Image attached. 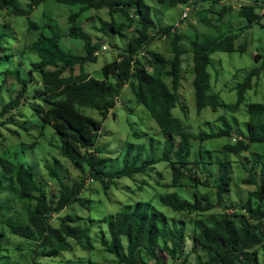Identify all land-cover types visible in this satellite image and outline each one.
Returning <instances> with one entry per match:
<instances>
[{
    "label": "trees",
    "instance_id": "16d2710c",
    "mask_svg": "<svg viewBox=\"0 0 264 264\" xmlns=\"http://www.w3.org/2000/svg\"><path fill=\"white\" fill-rule=\"evenodd\" d=\"M18 1L0 0V10L7 9L9 15L28 17L30 28L40 29L41 25L32 20V15L48 0H27L26 7ZM53 1L80 6L79 11L70 16L69 36L84 43V52L77 55L66 51L59 36L40 34L30 46V51L39 57V60L29 63V57L24 55L27 52L17 55L8 46V42L13 38L12 30H1L0 70L5 65L9 67L4 84L14 76L20 90L0 111V141L5 136L4 126L15 121L13 112L26 104L25 100L28 102L31 85H38L34 78L38 73L43 89L36 97L44 98L47 107L34 105V108L44 128L51 126L62 136L64 156L83 173V165L86 164L93 180L103 182L105 192L112 189L116 180L146 174L153 165L160 162H168L172 168L174 179L171 187L186 190L190 189L192 184H202L198 175L200 170H203L209 178V163L203 148L196 146L198 140L204 142L232 136L233 130L227 124L223 130L214 133L201 132L197 135L176 117L175 110L179 106L185 116L189 114L188 106L181 101L183 57L187 53L193 55V85L199 115L209 107L215 112L220 107L234 111L241 109L247 103L248 93L254 90L256 79L259 81L264 75V54L257 55V66L247 75L244 82L236 86L238 99L233 104H227L219 95L211 93L213 85L209 69L213 64V55L217 52H246L248 43L238 45L237 41L255 25L262 23L264 15L258 10L264 7L260 6L264 0H237L242 2L238 17L246 20L247 24L234 31L228 28L225 32L223 26L234 20L233 0H225L221 11L216 7L222 0H205L211 2L208 12L215 13L217 17L207 21L210 24V32L196 33L194 38H189L192 39L191 49L183 46L182 42L187 37L178 32L175 25H166L154 17V6L150 4L152 1L164 9H172L187 4L190 0ZM104 9L109 10L111 17V22L103 29L105 33L111 36L113 33L123 40L129 36L130 44L128 48H121L119 58L105 65V77L97 79L87 71V66L99 59L96 53L102 46L85 30L82 21L90 11ZM6 26L10 27L8 24ZM49 28L54 31V26L49 25ZM169 37L172 45L171 57L150 51V46L155 41ZM22 50L24 51L23 46ZM25 63L28 64L29 72L23 68ZM126 85L136 93L137 102L144 105L157 121L166 137V151L162 158L148 159L142 164L139 160L132 165L128 157L123 169L108 171L107 159L98 156V141L104 121L117 108V99L121 97ZM2 96L5 94L2 93ZM83 107L96 108L104 120L85 115L80 109ZM248 111L251 141L261 146L251 159L252 168L249 170L243 164L249 173L245 183L256 186V189L250 192V197L240 203L227 205V195L234 190L233 162L230 157L211 162L210 165L218 171V206L223 207L224 211L218 216H213L211 212L217 205L211 199L196 194V199L192 200L181 196L182 194L173 193L161 197L162 202L175 212L173 216L139 202L134 209L122 210L111 218H104L103 226L110 235L108 252L116 257L118 264H165L164 254H168L173 260L189 264L190 255L185 254V248L191 239L188 226L192 224L195 227L192 229L194 250L200 247L207 257V261L205 258L201 264H252L258 260L256 256L264 250V103H250ZM8 115L11 116L10 122L3 120ZM114 116L116 117L115 114ZM32 147H35V144L30 148ZM250 149L251 145L244 141L226 146V151L234 155L243 154ZM193 153L199 154V158L192 160ZM58 164L57 160L56 166L48 165L53 178L58 179L59 184V194L54 196L43 186L36 167L16 164L0 155V189L6 180L17 183L18 199L29 204L26 222L11 221L8 225L15 236L36 245L37 260L42 256L52 259L61 257L65 253H72L76 246L94 250L93 229L79 225L75 215H62L81 202V196L87 189L88 178L83 176L80 181L71 185L62 177ZM189 165L196 166L198 175L193 174ZM9 192L14 191L11 189ZM2 209L0 207V215ZM177 214L183 215V218H176ZM194 215L196 218H191L190 221L185 219ZM3 252L4 249L0 246V257ZM42 263L38 260L37 264ZM79 264H84V261ZM89 264L102 263L90 260Z\"/></svg>",
    "mask_w": 264,
    "mask_h": 264
},
{
    "label": "rangeland",
    "instance_id": "374dc122",
    "mask_svg": "<svg viewBox=\"0 0 264 264\" xmlns=\"http://www.w3.org/2000/svg\"><path fill=\"white\" fill-rule=\"evenodd\" d=\"M23 7L28 4L27 0H19ZM154 6V17L166 25H175L177 31L184 34L187 39L183 40V46L191 49L190 41L196 33L210 32V24L207 22L211 18L217 16L213 12H208L211 7L210 1H201L200 5L190 13L188 19L183 18L184 6L172 9H164L160 4L150 1ZM242 2L233 0L234 11L232 23L223 26L225 32L228 28L233 31L246 26L247 21L238 17L240 5ZM225 5L222 0L218 8L221 11ZM264 5V3L260 4ZM80 6H69L57 1L48 0L39 6L32 20L41 25L40 29H31L28 17L9 15L7 9L0 10V32L1 30H12L13 38L8 42L15 54L29 57V63L32 60L37 61L39 57L30 51V46L39 37L40 34L57 35L60 37L62 47L69 52L81 55L84 52V43L69 36L70 16L73 12L79 11ZM156 19V20H157ZM157 20V21H158ZM184 20V21H183ZM213 20V19H212ZM183 21V22H182ZM111 22L108 9L101 11L92 10L87 13L82 21L85 30L93 36L94 41L100 44L102 48L108 46L109 50L102 51L96 62L87 66V71L97 79H103L104 67L108 63L114 62L120 57V50L123 47L128 48L130 38L124 39L112 33L107 35L104 28L107 23ZM10 25L7 27L6 25ZM54 26V31L49 28ZM6 26V27H5ZM2 28V29H1ZM132 32L129 33L131 35ZM112 41L114 43H112ZM248 43L245 53L235 52H217L213 55V64L210 66L212 74V94L220 96L223 102L227 104L236 103L238 92L236 86L245 81L247 75L257 66L256 57L258 54H264V19L261 24L255 25L251 30L247 31L238 41V45ZM114 45V46H113ZM22 46L24 51L22 50ZM171 39L165 38L157 40L150 46L151 52H158L172 56ZM24 56V57H25ZM16 62V61H15ZM18 62V61H17ZM16 62V63H17ZM183 79L181 82V101L188 106V115H184L179 106L175 110L176 117L194 134L214 133L223 130L230 125L233 130L232 136H223L208 141L198 140L197 148H203L209 163V178L203 170L199 175L196 166L189 165L194 175L200 177V185L192 184L190 189L183 190L181 188L171 187L173 184V171L168 162H160L153 165L146 174H140L134 177H125L116 180L112 189L108 192L104 191L103 182L93 180L91 172L86 164L83 165L85 173H83L76 164L72 163L63 154L62 136L51 126L44 128L42 120L35 111L34 105L47 107L46 100L42 97H36V94L43 89L41 84V76L36 73L34 75L37 84H32L28 96V102L25 100L24 105L13 112L15 115L12 124L5 125L3 133L5 136L0 141V155L16 164H23L27 167H36L39 179L43 181L46 190L58 196L59 184L58 179L53 178L48 165L57 166L61 169L62 177L69 184L73 185L76 181H80L82 177L88 178L87 189L81 196V202L76 203L71 208L63 212V216L72 214L77 217V223L83 227L93 229V246L94 250L90 251L81 246H76L72 253H65L58 258H50L42 256L38 260L42 264H71L82 263L89 264L90 260L100 262L102 264H118L115 256L108 252L110 235L108 230L103 226L104 218H111L117 212L134 209L139 202H144L151 209L163 211L173 216L175 213L171 208L166 206L161 197L173 193H177L186 198L195 200V195L206 197L215 202L217 208L211 212L213 216L220 215L224 209L218 206V191L216 185L218 183V171L211 162L217 159L229 158L233 162V171L235 176L233 191L227 195V205L240 203L250 197V192L256 189L255 185L245 183V179L249 178V173L245 166L250 170L253 162L252 157L257 153L261 146L251 141V135L248 130L250 114L248 104L264 103V75L258 81L254 90L248 93L247 103L239 110L227 109L220 107L215 112L212 108H206L201 115L198 114V105L196 99V91L193 85L194 74L193 55L187 53L183 57ZM8 65L0 70V111L4 104L14 99L20 90V85L14 76L7 80ZM23 68L29 72L28 64L25 63ZM2 93L5 96H2ZM184 103V104H185ZM81 111L94 119L103 121L101 113L96 108H80ZM116 115V117L114 116ZM226 119V122H225ZM4 121H11V116L3 118ZM235 138L237 140H235ZM246 142L251 145V149L243 154H232L226 151V146L235 145L239 142ZM35 144V147L30 148ZM97 148L100 150L99 157H105L108 161V171H118L126 166V160L130 158V164H136L139 160L140 164L148 159H160L166 151V137L163 135L157 121L148 111V109L137 102L136 93L128 86L124 89L115 111L104 121V127L100 134ZM199 158V154L193 153L192 160ZM13 184V185H12ZM14 192H9V190ZM17 183L6 180L0 189V207L2 214L0 215V246L4 252L0 257L1 264H37V255L35 253L36 245L23 238L15 236L9 227V223L27 220V211L29 204L22 203L17 196ZM176 218H183V215H176ZM196 218V215L185 218L190 221ZM58 225V222L55 221ZM194 224L188 226L191 239L187 242L185 254H189V264H201L206 254L201 252L198 247L194 250L192 229ZM195 228V227H194ZM3 233V234H2ZM167 255V256H166ZM164 254L165 264H183L182 261L173 260L168 254ZM85 258V259H81ZM256 264H264V250L256 256ZM71 260H74L71 262ZM71 262V263H70ZM254 262V263H255ZM252 263V264H254Z\"/></svg>",
    "mask_w": 264,
    "mask_h": 264
},
{
    "label": "built area",
    "instance_id": "2783aa9c",
    "mask_svg": "<svg viewBox=\"0 0 264 264\" xmlns=\"http://www.w3.org/2000/svg\"><path fill=\"white\" fill-rule=\"evenodd\" d=\"M199 1L200 0H191L190 3H188L187 5H185V11H184V14H183V18L184 19H188L189 18L191 11L193 10V8H195L197 6V4H198ZM260 6H264V5H260ZM260 9H261L262 15H264V7H261ZM107 49L108 48L105 46L104 47V50L106 51Z\"/></svg>",
    "mask_w": 264,
    "mask_h": 264
},
{
    "label": "clouds",
    "instance_id": "9594fccd",
    "mask_svg": "<svg viewBox=\"0 0 264 264\" xmlns=\"http://www.w3.org/2000/svg\"><path fill=\"white\" fill-rule=\"evenodd\" d=\"M190 1H191V0H190ZM190 1H189L188 3H190ZM201 1L203 2V1H205V0H200V1L198 2L197 6L200 5ZM188 3H187V4H188ZM187 4H184V5H181V6H184V7H185V5H187ZM197 6H196V7H197ZM196 7H195V8H196ZM184 11H185V10H184ZM258 12L262 15V13H261V9H259ZM183 14H184V12H183ZM189 17H190V16H189ZM183 21H184V20H183ZM183 21H182V22H183ZM104 47H105V46H104ZM104 47L102 48V50L104 49ZM106 47L108 48V46H106ZM102 50L97 51L96 55H97L98 57H99V55L101 54L100 51H102ZM108 50H109V48H108L106 51H108ZM104 51H105V50H104ZM126 87H128V85H126ZM119 99H120V97H118L117 102L119 101ZM117 106H118V104H117ZM235 140H237V139L235 138ZM94 181H95V180H94Z\"/></svg>",
    "mask_w": 264,
    "mask_h": 264
}]
</instances>
